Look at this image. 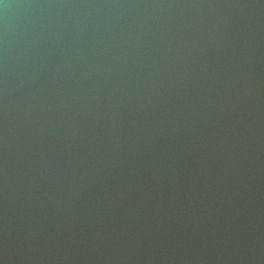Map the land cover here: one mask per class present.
I'll list each match as a JSON object with an SVG mask.
<instances>
[{
	"label": "water",
	"instance_id": "95a60500",
	"mask_svg": "<svg viewBox=\"0 0 264 264\" xmlns=\"http://www.w3.org/2000/svg\"><path fill=\"white\" fill-rule=\"evenodd\" d=\"M0 264H264V0H0Z\"/></svg>",
	"mask_w": 264,
	"mask_h": 264
}]
</instances>
